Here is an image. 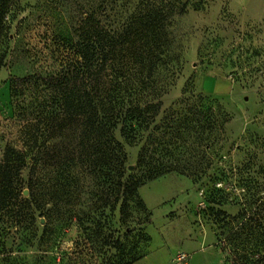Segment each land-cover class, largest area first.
Masks as SVG:
<instances>
[{
  "label": "rangeland",
  "instance_id": "rangeland-1",
  "mask_svg": "<svg viewBox=\"0 0 264 264\" xmlns=\"http://www.w3.org/2000/svg\"><path fill=\"white\" fill-rule=\"evenodd\" d=\"M113 1H12L0 27V133L14 132L5 120L12 114L10 79L57 73L74 55L75 29L90 13L99 20L103 3ZM187 2L185 13L173 19L174 53L181 63L174 77L163 76L166 93L152 125L159 129L141 132L140 141L132 146L123 140L119 127L113 135L125 149L129 171L134 169L138 177L142 173L135 163L142 145L150 149L154 140L160 146L170 140L162 128L169 112L184 119L194 116L195 127L203 126L210 113L218 129L209 141L206 132L198 139L191 133L184 136L185 143L174 141L172 158L160 151L147 153L146 158L173 164L187 161L203 172L206 165L212 166L200 179L172 172L140 186L136 193L141 204L128 205L129 231L118 222L117 212L111 215L105 207L106 218L98 215L96 197L88 194L96 190V180L80 176L78 183L77 175L71 174L76 167L65 165L60 177L47 167L38 175L49 182L45 191L38 188L33 204L39 207L35 229L12 228L4 245L0 243V264H121L132 257L138 258L132 264H234L229 235L243 226V231H250L264 219V0ZM221 113L229 118L222 127ZM74 136V130L66 131L49 143L55 146L59 164L70 157ZM27 173H22L24 180ZM23 192L26 198L27 189ZM242 215L246 220L239 226L237 217ZM103 222L105 228L98 235L97 225ZM104 236L108 240L103 241ZM117 241L119 249L114 247Z\"/></svg>",
  "mask_w": 264,
  "mask_h": 264
},
{
  "label": "trees",
  "instance_id": "trees-1",
  "mask_svg": "<svg viewBox=\"0 0 264 264\" xmlns=\"http://www.w3.org/2000/svg\"><path fill=\"white\" fill-rule=\"evenodd\" d=\"M12 1L0 0V27ZM187 1L115 0L103 3L99 20L90 13L83 26L75 29L78 40L72 46L74 55L62 63L57 73L10 79L8 93L12 114L5 120L11 122L14 132L10 135L0 133L2 245L12 234V228L35 229V210L39 207L33 204L38 198V188L43 186V191L46 190L48 179L40 176L47 167L56 169L53 172L58 177L64 173L61 169L65 165L76 167L71 174L74 178L77 175L78 183L80 176L96 180V190L88 194L96 197L98 215L105 216V207L111 215L117 212L118 222L129 231L128 205L134 201L141 204L136 193L140 186L172 172L200 179V175L212 166V163L206 165L203 172L187 161H184L186 164L168 162L172 149H176L174 141L185 143L184 136L189 137L191 133L195 139L204 132L208 141L213 137L218 121L210 113L203 126L195 127L192 123L198 120L194 116L184 119L178 118L174 111L169 112L162 128L167 130L170 140L161 146L154 140L156 145L150 149L142 145L135 163L137 171L142 173L138 177L133 174L134 169L129 171L125 149L113 135L119 127L123 140L132 146L140 141L141 132L159 129L152 125L160 114V98L166 93L163 76L169 73L174 77L181 63L180 56L174 53L173 19L185 13ZM2 65L1 57L0 69ZM196 102L201 105L204 100L197 98ZM221 117L222 127L229 118L224 113ZM70 130L75 131L72 153L59 164L55 146L49 143ZM159 151L168 159L151 162L154 160L151 156L146 158L147 153ZM24 171H28L26 180L22 177ZM25 189L26 198L23 197ZM50 213L47 210L45 214ZM245 215L237 217L239 226L244 224ZM86 219L89 221V216L86 215ZM77 221L79 224L81 218ZM257 224L249 228L246 224L250 231H243V226L241 231L229 235L228 242L234 244L233 253L237 258L234 264H264V219ZM104 225V222L97 225L98 235ZM103 238V241L108 240L107 236ZM116 243L114 247L119 249V241ZM137 259L132 257L121 264H132Z\"/></svg>",
  "mask_w": 264,
  "mask_h": 264
},
{
  "label": "water",
  "instance_id": "water-1",
  "mask_svg": "<svg viewBox=\"0 0 264 264\" xmlns=\"http://www.w3.org/2000/svg\"><path fill=\"white\" fill-rule=\"evenodd\" d=\"M23 195H26V192H23Z\"/></svg>",
  "mask_w": 264,
  "mask_h": 264
}]
</instances>
